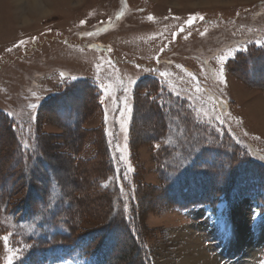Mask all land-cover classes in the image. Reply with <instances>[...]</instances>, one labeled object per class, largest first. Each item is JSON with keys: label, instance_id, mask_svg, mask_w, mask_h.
I'll list each match as a JSON object with an SVG mask.
<instances>
[{"label": "rangeland", "instance_id": "374dc122", "mask_svg": "<svg viewBox=\"0 0 264 264\" xmlns=\"http://www.w3.org/2000/svg\"><path fill=\"white\" fill-rule=\"evenodd\" d=\"M202 1L206 4L198 0H37L38 9L33 10L31 0H0V163L7 159L3 147H13L10 131L23 155L35 152L32 140L37 134L48 139L52 150L56 149L52 154L65 164V171L58 174L69 179L72 164L65 163L64 157L72 161L80 153L81 160L91 159L97 167L104 156L101 153L95 159L94 150L105 146L115 172L102 187L117 193L127 220L137 224L134 230L141 244L140 252L121 264H184L192 238L199 242L195 251L204 249L214 264H264V213L252 200L257 197L255 191L252 197L240 199L236 193L237 200L231 196L230 203L224 199L215 218L204 208L182 211L164 189L156 160L162 148L189 142L184 131L199 125L195 141L202 139L206 145L227 136L240 147L242 156L264 166V90L228 70L239 53L264 48V0ZM201 16L203 20L187 23ZM221 57H225L223 65ZM263 75L257 80L264 83ZM80 82L94 84L101 109L94 114L89 111L92 116L82 126L78 149L46 109L51 98ZM151 82L159 85L157 97L149 90ZM137 93L149 104L162 101L164 110L177 111L168 120L167 138L159 144L151 142L154 113L143 99L136 106ZM74 97L70 111L81 114L82 105L94 108L92 102H82L83 96ZM137 111L143 120L135 129L137 144L132 152ZM173 159L176 169L184 168L169 176L170 183L190 167L182 155ZM50 162L56 166L53 158ZM164 162L172 163L171 159ZM1 164L4 169L12 167L8 162ZM34 165L31 169L43 174L42 165ZM137 176L145 188L140 196ZM77 181L82 189L84 179ZM100 200L97 207L89 199L93 210L77 218L79 232L96 229L107 219L108 215L93 214L106 210ZM8 212L0 209V264H8L10 256L12 264L103 261L94 256L84 262L74 251L70 256L50 255V228L39 232L36 225L16 223ZM217 224L227 235L217 232ZM240 235H245L244 241L240 242Z\"/></svg>", "mask_w": 264, "mask_h": 264}, {"label": "trees", "instance_id": "16d2710c", "mask_svg": "<svg viewBox=\"0 0 264 264\" xmlns=\"http://www.w3.org/2000/svg\"><path fill=\"white\" fill-rule=\"evenodd\" d=\"M228 70L246 84L264 90V83L257 80V76L263 75L262 72H264V48L253 47L245 53H239L233 61H230ZM148 85L150 92H154L153 95L156 96L157 91L160 92L157 82H151ZM75 95L83 96L84 104L85 101L92 102L94 108H86L82 105L81 114L73 110L70 111L71 100L75 98ZM142 99L143 101H141ZM158 99L164 100L161 96ZM135 100L136 106H139V101L144 102L143 104L154 113L155 121L151 125V142L158 144L163 142L168 136V120L176 115L177 111L164 110L163 105L159 104L162 101L156 100L155 103L149 104V100L141 97L139 93ZM47 105L48 109L46 110L50 115L54 114L55 121L59 122L68 133V140L73 141L72 146L79 149L80 142H83L82 126L91 118L92 114L99 113L101 109L100 93L94 84L80 82L68 86L64 93L51 98L50 104L47 103ZM67 106L69 110H67ZM89 111L94 113L91 114ZM139 112H136L135 128L131 135L132 152L137 144L134 136L135 129L143 120L142 114ZM2 118L5 119L4 116ZM6 123L10 124L9 121ZM188 127L192 130H185L184 133L189 142L184 145L175 143L176 147L162 148L156 155L159 172L163 175L162 180L165 182L164 189H168L167 194L172 199L174 206L182 211L194 207L209 206L215 211L222 198L229 199L234 191L243 196H249L252 191H255L256 202L261 204L259 211L264 213V166L250 160L249 157L242 156L240 147L229 140L227 136L223 137L222 141L218 139L203 145L202 139L197 142L193 138L194 131L202 127L199 125ZM9 133L12 135L10 144L13 147H3L7 159L1 163L8 162V165L12 164V167L4 169L3 164L0 163V209H9L8 214L12 219H15L16 223L23 221L36 225L39 232L41 229L50 228V255L55 253L70 256L74 251L73 253L81 256V260L84 262L91 261L94 256H100L103 259L101 262L92 260L91 264H121L122 261L129 260L133 254L136 255L137 252H140L139 234H135L134 230L137 224L133 226L127 220V212L122 203L118 201L117 193L112 192L111 187H102V183L115 172L108 159L105 146L100 148L101 150L98 148L94 150L96 152L95 159L98 160L101 153L104 156L99 159V162H96L99 163L97 167L93 165L91 159L81 160L80 153L73 155L72 161L70 158L64 157L65 163L72 164L73 178L69 179L58 174L59 171H65V164L60 162L59 155L52 154V144L48 139L41 136L40 133L37 134L32 140L36 145L35 152L23 155L17 147L16 139L14 140V133L11 131ZM76 139L78 141H75ZM174 155H182L184 160L190 161V167H186L187 170L184 173L172 176L174 178L170 183L169 176L177 175V171L184 168H175L177 161L173 159ZM52 158L56 166L51 164ZM165 159H171L172 163L168 165L164 162ZM34 164L42 165L43 174L40 175L39 171H35L37 168L31 169ZM79 178L84 179L82 189L77 183ZM135 182L139 186L140 196V192L143 193L145 190L143 181L137 176ZM89 190L91 191L90 196L88 195ZM17 196L20 198L15 201L14 198ZM101 197L106 210L102 211L99 208L100 211L96 212L95 210L93 214L98 217L99 215H108L107 219L96 229L79 232L77 218H80V214L92 212L93 209L88 203L89 199L94 200L96 206L99 207L102 203ZM134 211L138 212L135 209ZM132 216L136 220L135 214ZM124 242L130 245H125ZM42 250L43 247L38 251Z\"/></svg>", "mask_w": 264, "mask_h": 264}, {"label": "bare ground", "instance_id": "6f19581e", "mask_svg": "<svg viewBox=\"0 0 264 264\" xmlns=\"http://www.w3.org/2000/svg\"><path fill=\"white\" fill-rule=\"evenodd\" d=\"M18 3L21 2L22 0H17ZM199 2H206V1H202V0H198ZM31 4V8L33 10L38 9V3L37 0H31L30 2ZM206 4V3H203ZM88 105V104H87ZM245 235H240V242L243 240ZM191 245L187 248V250L185 251L186 256L184 259V264H214L210 258L208 257V255L206 254V251L204 249H198L197 251H195V249L198 246V239H193L190 240ZM182 253V252H181ZM194 253H197V255H194ZM184 254V253H183ZM183 256V255H182Z\"/></svg>", "mask_w": 264, "mask_h": 264}, {"label": "snow or ice", "instance_id": "6c2138e0", "mask_svg": "<svg viewBox=\"0 0 264 264\" xmlns=\"http://www.w3.org/2000/svg\"><path fill=\"white\" fill-rule=\"evenodd\" d=\"M118 18H119V17H118ZM148 19H149V20H153L154 18H153L152 16H149ZM196 19L203 20L204 18H203L202 16H201V17H192V18H190V19L187 21V23H188L189 25H191ZM81 23L83 24L84 22L82 21ZM181 31H183V29H181ZM224 61H225V57H221V58H220V63H221V65L224 64ZM161 75H162V76H163V75H166V73H161ZM223 76H224V74H223V68H221V71H220V79H221V82H223ZM130 83H132V82L130 81ZM127 90H128V89L125 88V91H127ZM31 107L35 108V105H32ZM25 147H28V145H25ZM129 170H131V169L129 168ZM2 238L5 240V242H7V240H8V237H7V236H4V237H2ZM9 251H11V250H9ZM8 264H12V257H11V256L9 257Z\"/></svg>", "mask_w": 264, "mask_h": 264}, {"label": "crops", "instance_id": "0c3cea01", "mask_svg": "<svg viewBox=\"0 0 264 264\" xmlns=\"http://www.w3.org/2000/svg\"><path fill=\"white\" fill-rule=\"evenodd\" d=\"M215 229L217 230V232H220L219 229H218V227H215Z\"/></svg>", "mask_w": 264, "mask_h": 264}]
</instances>
